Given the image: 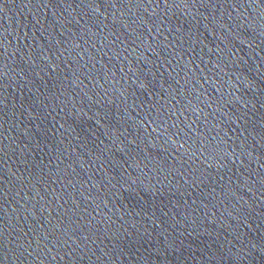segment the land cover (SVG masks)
<instances>
[{
  "label": "water",
  "instance_id": "obj_1",
  "mask_svg": "<svg viewBox=\"0 0 264 264\" xmlns=\"http://www.w3.org/2000/svg\"><path fill=\"white\" fill-rule=\"evenodd\" d=\"M0 264H264V0H0Z\"/></svg>",
  "mask_w": 264,
  "mask_h": 264
}]
</instances>
